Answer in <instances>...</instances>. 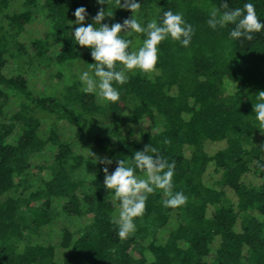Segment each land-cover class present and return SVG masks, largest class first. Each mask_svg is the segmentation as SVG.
Returning <instances> with one entry per match:
<instances>
[{
	"label": "trees",
	"instance_id": "16d2710c",
	"mask_svg": "<svg viewBox=\"0 0 264 264\" xmlns=\"http://www.w3.org/2000/svg\"><path fill=\"white\" fill-rule=\"evenodd\" d=\"M138 2L142 24L171 10L194 34L187 48L161 42L156 71L128 72L110 103L81 90L78 73L94 61L73 41V13L84 7L87 26L112 12L101 21L111 26L129 10L117 0H0V264H264V128L253 112L264 31L234 41L232 25L211 29L221 0ZM223 2L253 3L264 23V0ZM36 18L45 31L29 30ZM121 35L129 51L145 39ZM54 67L58 87L33 93L28 76ZM146 146L175 163L173 192L188 200L165 208L158 190L120 240L103 169Z\"/></svg>",
	"mask_w": 264,
	"mask_h": 264
},
{
	"label": "clouds",
	"instance_id": "9594fccd",
	"mask_svg": "<svg viewBox=\"0 0 264 264\" xmlns=\"http://www.w3.org/2000/svg\"><path fill=\"white\" fill-rule=\"evenodd\" d=\"M98 3L106 4V0H98ZM117 3L132 13L131 18L125 19L122 24H101L106 15L113 16L112 12L101 10L97 12L93 23L85 26L86 9L79 7L73 13L77 25L72 33L73 41L81 48L90 49L94 61L89 64L88 70L78 73L81 90L94 95L101 102L116 103L120 100L121 93L114 85L126 84L128 72H155L161 42L171 39L187 48L194 34L193 26L185 21L182 13L165 11L159 20L153 19L144 25L134 16L141 7L138 0H123V3L117 0ZM207 23L213 30L232 25L229 37L234 41L241 38L252 40L254 33L264 31V23L260 22L256 7L251 2L244 3L243 8L230 9L221 0L220 7L211 11ZM97 24L99 27L94 26ZM121 33L129 37L134 33L144 34L145 39L137 50L129 51L132 41ZM256 99L257 102L253 104L254 117L264 128V92H260ZM99 162L112 163L110 159ZM137 170L143 174L142 177L136 174ZM103 172V185L110 190L114 201L118 202V215L112 222L118 226L116 234L120 240L127 239L135 232V219L144 215L148 197L158 190L167 197L162 202L165 208L175 209L187 203L188 197L182 191L173 192L175 163L163 159L155 148L146 146L144 150L136 151L131 161L118 160L111 174L107 167Z\"/></svg>",
	"mask_w": 264,
	"mask_h": 264
},
{
	"label": "rangeland",
	"instance_id": "374dc122",
	"mask_svg": "<svg viewBox=\"0 0 264 264\" xmlns=\"http://www.w3.org/2000/svg\"><path fill=\"white\" fill-rule=\"evenodd\" d=\"M36 27H38V29H36ZM35 29L39 30V31H45V29L43 27V24L39 20V18L38 19L36 18L35 21H34V24H32L30 26V28H29V30H31V31H33ZM25 36H27V35L23 34L21 36V39L23 40V42L26 41ZM57 70H59V69L54 67L52 70H48L44 76H38V75L36 77L34 75H33V77L28 76L29 77L28 80H29V83H30V85H31V87L33 89V93L36 94L39 91L45 90V88L46 89H50V88L58 87L57 86L58 85V80H57L56 77H53V75H55L57 73L56 72ZM71 72H73V70H70V71H68V73L67 72L65 73L66 79L70 76L69 74ZM65 76H64V78H65ZM76 148H79L78 145L76 146ZM59 224L60 223H57L56 226L59 227L58 226Z\"/></svg>",
	"mask_w": 264,
	"mask_h": 264
}]
</instances>
